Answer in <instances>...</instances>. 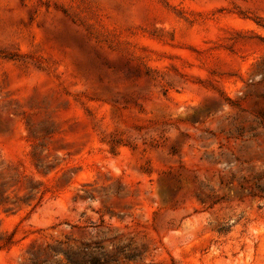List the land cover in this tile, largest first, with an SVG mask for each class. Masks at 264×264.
Returning <instances> with one entry per match:
<instances>
[{
	"label": "rangeland",
	"instance_id": "374dc122",
	"mask_svg": "<svg viewBox=\"0 0 264 264\" xmlns=\"http://www.w3.org/2000/svg\"><path fill=\"white\" fill-rule=\"evenodd\" d=\"M0 264H264V0H0Z\"/></svg>",
	"mask_w": 264,
	"mask_h": 264
}]
</instances>
